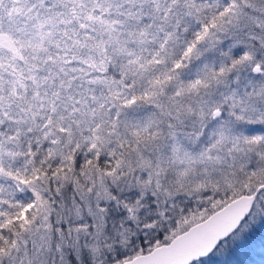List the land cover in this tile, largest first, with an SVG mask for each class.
Returning a JSON list of instances; mask_svg holds the SVG:
<instances>
[{"label": "snow or ice", "instance_id": "6c2138e0", "mask_svg": "<svg viewBox=\"0 0 264 264\" xmlns=\"http://www.w3.org/2000/svg\"><path fill=\"white\" fill-rule=\"evenodd\" d=\"M0 264H264V0H0Z\"/></svg>", "mask_w": 264, "mask_h": 264}]
</instances>
